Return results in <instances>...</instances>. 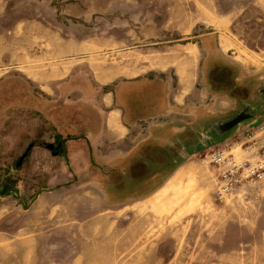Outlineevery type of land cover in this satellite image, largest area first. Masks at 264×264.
<instances>
[{
    "label": "rangeland",
    "instance_id": "obj_1",
    "mask_svg": "<svg viewBox=\"0 0 264 264\" xmlns=\"http://www.w3.org/2000/svg\"><path fill=\"white\" fill-rule=\"evenodd\" d=\"M208 52L241 80L264 77V0H0V264H264V181L218 201L222 170L209 161L235 132L231 153L260 160L241 141L264 117L225 135L207 130L212 109L222 123L234 105L217 91L231 80L206 74ZM150 71L187 96L178 117L196 118L210 141L148 200L110 206L84 136L101 164L100 134L119 133L106 93ZM67 138L76 140L61 156L47 149ZM158 169L155 183L174 166ZM41 190L51 191L34 202Z\"/></svg>",
    "mask_w": 264,
    "mask_h": 264
},
{
    "label": "flooded vegetation",
    "instance_id": "obj_2",
    "mask_svg": "<svg viewBox=\"0 0 264 264\" xmlns=\"http://www.w3.org/2000/svg\"><path fill=\"white\" fill-rule=\"evenodd\" d=\"M205 60V71L207 75H210V77L214 76L215 79L221 80V82H224V80L230 82L231 80V85L222 83L218 86L220 90H217L218 92L225 93L226 96L234 102L232 113L223 121L225 123L231 122L236 120L240 115H243L245 119L240 121V124L260 123V119L264 117V104L262 106L257 104L251 107L248 103H250L254 97L260 99V94L264 93V77L252 79L244 77L243 80H241L236 77L237 72H240V70H238L239 68L237 69L235 66L220 67V63L214 53L208 52ZM232 72L234 76H232ZM216 74L218 78H216ZM215 79L214 82H216ZM262 102L264 103V97H262ZM240 104L241 108H239ZM218 115L219 114H217L215 118H219ZM194 135L193 129L185 128L183 133L171 140L172 143L165 141L161 146H158V143L154 142L151 138L149 140H145L144 138L140 139L138 141L139 143L131 141L127 145L130 147V150L125 155L122 154L123 151L121 149H114L111 151L115 153L113 155L114 159L112 164L105 161L107 156V151L105 149L99 150L101 154V164H97L93 158L91 145L89 141L85 139L88 146L90 164L106 178V182L101 191L104 194L107 204L110 206L135 204L130 202L134 200L137 193L142 192L138 191L140 186L155 183L159 177L158 168L162 167L164 163H171L175 166V162L178 163L189 153L195 152L199 144L203 147L208 145V141H210V136L208 134L204 137V133H202L199 138L201 140L198 139L197 143H191L198 138L197 135L196 137ZM84 138L86 137L84 136ZM69 140L75 141V138L62 139V142L53 145L54 149L51 151L53 155L61 156V152ZM117 142L119 141L115 140L112 144ZM132 143L133 145H130ZM64 158L66 160V154H64ZM104 166L109 168L105 170ZM117 196L123 197L116 199Z\"/></svg>",
    "mask_w": 264,
    "mask_h": 264
},
{
    "label": "crops",
    "instance_id": "obj_3",
    "mask_svg": "<svg viewBox=\"0 0 264 264\" xmlns=\"http://www.w3.org/2000/svg\"><path fill=\"white\" fill-rule=\"evenodd\" d=\"M106 94L109 97V105L107 106L109 111L107 110V114L111 115L110 121L114 120L113 124L117 123L119 125V133H114L116 135L110 136L111 131H107L99 136V140L102 141L100 146L107 147L104 148L107 151L105 161L109 164H112L114 159L113 155L115 153H112V150L121 149L123 155L130 150V147L127 146L128 143H125L126 141L133 142L137 140L136 142H138L143 138L145 140L151 138L158 143V146H161L165 141L172 143L171 140L183 133L185 128L193 129L195 137L204 133L202 132L205 130L204 125L195 120L196 118L191 123H185L183 117H178V112L184 110L183 107L186 105L187 96H182L180 91H174L171 78L163 76L160 72L150 71L135 79L121 80ZM220 110L221 108L212 109L211 113L206 116H210V119L207 120L208 123L213 121L207 130L212 129L221 122V120L214 117V115L221 113ZM182 122L185 124H182ZM241 125L243 124H240L232 132L236 131ZM248 125V128H250L251 126L259 125V123ZM235 133H232L225 143H221L218 146L224 147L229 143L235 144V142H238L233 141L234 137L232 136ZM196 139L198 140L199 138ZM239 139L243 140L240 137ZM115 140L121 142L122 145L111 147L106 144V142ZM244 143L245 140L241 141V144ZM104 149L101 148V150ZM242 150L247 152L246 148H242ZM175 163L172 173L163 182L155 183V187L147 193H137L134 200L130 203H140L151 198L173 176V173L182 167V161Z\"/></svg>",
    "mask_w": 264,
    "mask_h": 264
},
{
    "label": "built area",
    "instance_id": "obj_4",
    "mask_svg": "<svg viewBox=\"0 0 264 264\" xmlns=\"http://www.w3.org/2000/svg\"><path fill=\"white\" fill-rule=\"evenodd\" d=\"M250 130L247 131L244 143V145L249 143L250 146L243 148H246V153H249L251 149L259 148L260 160L251 161L236 158L231 153L233 144L219 146L212 149L209 154L210 163L222 170L217 176L218 189L215 192V198L218 201L223 200L226 195L237 191L244 185L256 186L264 181V123L256 129Z\"/></svg>",
    "mask_w": 264,
    "mask_h": 264
},
{
    "label": "water",
    "instance_id": "obj_5",
    "mask_svg": "<svg viewBox=\"0 0 264 264\" xmlns=\"http://www.w3.org/2000/svg\"><path fill=\"white\" fill-rule=\"evenodd\" d=\"M244 117L245 116L240 115L236 120H233L231 122H227V123L222 122V123H219L215 127H213L211 130L218 131V134L219 135H225L228 131H230L232 129L234 130L235 128H237L240 125V121H242V120L245 119ZM206 134L207 133H204V137L206 136ZM85 139L88 140L87 137ZM75 140H76V138H75ZM31 148L32 147L30 146L27 149V151L25 152V154L20 158V160L18 162V166H20L22 164L23 160L26 158V156L30 152ZM47 149L50 150V151H52L54 149V146L53 145H48L47 146ZM66 164L69 167V169L72 171V169L70 167L69 158L67 156H66ZM77 180H78V178L75 177L73 182H77ZM73 182H69V183L64 184V185H67L68 186V185H71ZM61 187H63V185H58V186H56L55 189H59ZM49 191H51V190H41V191H39L36 194V196L34 197V202L39 198V196L41 194H43L44 192H49ZM11 192L15 193L17 197H20V191H19V189H11V190L8 191V193H11ZM26 208H27V206L26 205H23V209L26 210Z\"/></svg>",
    "mask_w": 264,
    "mask_h": 264
}]
</instances>
